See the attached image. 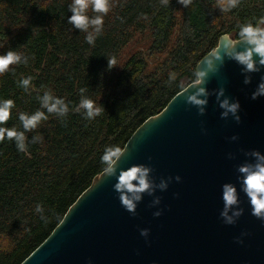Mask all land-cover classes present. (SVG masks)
Listing matches in <instances>:
<instances>
[{"label":"trees","instance_id":"1","mask_svg":"<svg viewBox=\"0 0 264 264\" xmlns=\"http://www.w3.org/2000/svg\"><path fill=\"white\" fill-rule=\"evenodd\" d=\"M71 0H0V54L19 51L30 57L15 74L0 75V99L15 101L7 127L23 130L19 112L41 109L38 96L51 90L70 109L79 104L80 88L101 103L93 120L70 110L50 115L26 133L28 152L14 141L0 143V264H22L62 222L71 206L103 173L107 146L123 151L134 133L161 113L173 98L196 80L201 60L218 47L220 38L238 40L239 26L264 15V0H241L228 14L215 0H113L102 34L94 46L67 23ZM91 14V13H90ZM115 57L109 70L108 58ZM176 79L169 81V73ZM32 76L29 92L18 87ZM39 136L37 143L31 138ZM42 204L48 222L35 206Z\"/></svg>","mask_w":264,"mask_h":264},{"label":"water","instance_id":"2","mask_svg":"<svg viewBox=\"0 0 264 264\" xmlns=\"http://www.w3.org/2000/svg\"><path fill=\"white\" fill-rule=\"evenodd\" d=\"M227 40L237 41L222 36L196 69L209 72L203 84L205 114L186 102L196 91L192 83L134 133L118 162V173L147 165L156 183L172 177L168 190L145 195L133 216L114 190L117 180L101 173L22 264H264V220L252 215L243 192L244 214L237 223L226 225L221 218L223 185L239 189L238 168L254 162L246 154H264V96L252 99L264 82V70L249 73L252 82L246 85L243 68L225 53ZM219 53L222 60L215 58ZM220 89L225 93L221 99L239 101V123L231 116L221 119ZM156 197L161 205L153 208ZM158 210L163 211L159 218L153 215ZM141 229L150 231L147 240Z\"/></svg>","mask_w":264,"mask_h":264},{"label":"clouds","instance_id":"3","mask_svg":"<svg viewBox=\"0 0 264 264\" xmlns=\"http://www.w3.org/2000/svg\"><path fill=\"white\" fill-rule=\"evenodd\" d=\"M193 0H178V3L188 8ZM161 3L166 5L168 0H161ZM241 0H215V7L222 14L233 12L240 6ZM115 7L113 0H71L68 6V12L72 13L67 18V23L72 25L74 29L80 30L85 34V40L90 46H94L96 40L102 34L105 25V17ZM91 13V14H90ZM255 23L248 22L239 26L238 40L233 42L227 40L224 46L225 53L229 59L237 62L244 70V83L251 84V76L249 73H258L264 70V15L254 18ZM7 40L0 42V49L6 46ZM244 45L243 50L239 46ZM216 60H222L223 56L219 53L215 57ZM30 57L15 50H9L4 54H0V75L5 73L15 74L16 68L21 64L27 66ZM115 57L108 58L109 70L115 68ZM213 64L211 62L210 66ZM194 86L196 91L187 95L186 102L195 106L199 110L200 115L205 114V108L208 103L206 97L208 95L206 88L203 86L209 72L198 71L196 74ZM176 75L174 72L169 73V81H174ZM264 81V78H262ZM33 77L23 76L18 81V87L23 88L25 92H29L32 87ZM80 101L77 106L70 109V103L65 98L59 97L51 90L44 91L42 96L37 99L40 102L41 109L34 113L19 112L18 119L23 127V130H18L17 127H7L9 120L13 116V109L16 107L15 101L11 99H0V143L5 140L14 141L16 148L21 153L28 152L29 138L26 133L42 126L43 122L49 119L50 115L63 118L66 117L70 110L76 113H82L86 120H93L100 116L105 111L101 103L97 104L95 100L86 95L88 89L80 88ZM224 89H220L217 94V100L221 112V119L233 117L237 123L240 122V103L224 97ZM264 96V82L259 83L258 87L252 94V99L256 100ZM238 137L233 136L232 140H237ZM40 137L34 136L31 138V143L39 142ZM126 150H121L119 146H107L101 156L104 176L114 177L117 183L114 185V190L119 194V199L126 211L133 216L137 213V208L142 203L144 196H152L157 190L167 191L172 177L167 180L161 179L156 183L152 176L153 168L147 165H135L127 170H121L118 173V162L125 155ZM249 157L254 159V162H248L238 168L240 176L238 178L240 188L232 183H226L222 188V199L224 201V209L221 212V218L226 225H235L239 218L244 214L243 208L240 207V193L243 192L251 205L252 215L257 219L264 220V154L259 151L247 153ZM231 158V157H230ZM180 176L175 177L176 182H181ZM161 205V198L156 197L151 207L158 208ZM36 213L40 214V220L44 223L48 222V216L45 214V209L42 204L35 206ZM153 215L157 218L163 215L162 210L155 211ZM141 236L146 240L150 235L148 229H141ZM247 236V233H243ZM243 239L238 238L237 243L243 244Z\"/></svg>","mask_w":264,"mask_h":264}]
</instances>
